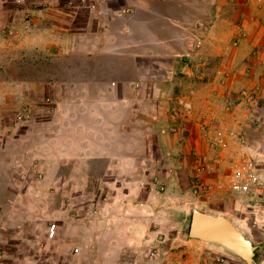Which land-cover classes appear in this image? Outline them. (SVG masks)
<instances>
[{
    "label": "rangeland",
    "instance_id": "rangeland-1",
    "mask_svg": "<svg viewBox=\"0 0 264 264\" xmlns=\"http://www.w3.org/2000/svg\"><path fill=\"white\" fill-rule=\"evenodd\" d=\"M51 1L55 2L54 0H0V4H11V7L9 5L6 7V11H11L12 6L14 9L16 8L15 10L26 7L30 13L32 11L31 14H28L26 10L27 14L23 15L25 18H29L26 19V22H29L34 18L33 14L36 10V6L33 4L43 3L47 7ZM89 2L90 0H68L66 6L70 9L77 6L89 7ZM105 5L113 8L120 7V4L118 5L112 0H108ZM260 8L262 9L263 6ZM125 11L126 8L121 7L119 16L127 17L130 13ZM1 15V22L6 24L0 26V81L21 83L18 85V88L20 86L21 88L12 90V98L15 99H12V109L9 110L5 103L8 90L2 88V92H0V130L3 129L5 134L4 136L0 132V138L5 142L12 140V154L6 152L8 153L6 157L12 159V170L6 176L7 178L2 179L0 183V195H5L7 188L9 191L12 190V193L17 192L19 195L17 204L26 214L27 211L33 214V221L28 222V225L32 226V232L29 233L28 238L34 245L46 243L45 248L50 246L51 240L46 238V229L58 219L59 215L69 224L67 235L71 234L72 226L77 225L75 229L81 228L79 237L86 244L89 241L87 228L94 223L103 225L102 223L105 221L104 225L118 227L121 222L122 225L127 226L130 235H128L129 242H132L131 244L137 242L135 244L138 245L134 248L129 245V248L126 247L124 250L117 248V250L122 249L119 254L116 250L115 254L118 256V260L136 259L139 254L150 260L155 258L160 250L174 255L184 249L182 246L186 245H183V242H192L204 249L216 250V254L223 252L228 256L226 258H230L238 264H244L221 248L190 239L188 236L191 214L194 210L212 215L222 214L227 210L232 213L233 221L254 246H264V194L259 199L254 196H237L231 193L226 185L227 177L238 168L239 164L245 161L250 160L264 173V75L258 78V83L253 87L244 86L230 92L233 97H230L231 101L224 106L225 109L223 108L225 113L233 112L231 115L234 120L231 122L230 119L229 125L222 124V118L213 120L208 117L207 113H199L196 117L194 113L196 112L194 104H196V100H201L202 91L208 90L207 84L215 82V79L219 83L222 80L221 74H219L220 60L215 56L216 49L214 51V47L216 46L213 41L218 37V34H214L210 39V46L207 47L206 53L192 56L194 64L192 68L190 67V74L180 72L167 74L166 69L170 66L167 59L133 58L132 62L135 61L137 65H140L141 70L146 71L147 69L144 73L146 76L144 88L141 87L139 92H136L135 89L133 95L145 97V108L142 111L146 113L144 118L148 120V123L146 122L147 124L143 126L147 132L150 129H154V131L138 137L143 143L146 153H138L141 149L137 151L135 157L138 156V158L136 157L138 160L133 158V161H136L133 166L128 169H108L107 173L105 169H101L99 171L102 177L101 182L96 184L95 180L90 178L88 169L79 168L80 163L73 158L77 151L73 144L74 136L69 135L65 138L64 133L61 134L62 128L66 129L75 117L73 116V105L70 103L62 105V100L57 101L52 98L49 88L44 90L36 86L32 88L29 86L33 85L31 84L33 81L40 85L43 78L55 76L57 78L54 77V79L57 80L62 78V75L68 76L69 73H62L59 69L61 65H67V67L72 65L77 59L76 56L72 54V51L67 50L49 58L39 55L41 54L40 49L35 47L34 39L29 37L31 33L29 36L21 35L19 39L22 37L23 40L13 41L12 38L15 35L12 31V22L9 20L10 15ZM237 26L238 32L245 31L246 38L247 31L242 28V24L239 23ZM115 28H117V24H112L110 30L115 31ZM155 36H160L162 40L156 45L149 42L135 45L131 43L132 38H129L126 32L123 36L111 34L108 43L111 44L113 52L109 51L103 59L112 67L122 69V73L128 78L126 80L134 83L136 74L131 70L125 71L127 65L131 64L130 54L137 52L141 54L162 53L166 43H169L167 45L170 46L172 40L174 41V33L170 30H163L162 27L157 28ZM121 43H129L128 50L122 49ZM58 49L62 50V45H58ZM261 50L264 51V45ZM36 51L38 53L34 55ZM208 52L213 55H208ZM44 63H49L48 72H36L38 66ZM246 64L242 65L246 66ZM6 70H8L7 73L4 72ZM72 71V74H78L80 70L74 68ZM71 76L76 79L75 75ZM97 78L98 82L104 83L103 75L98 74ZM107 78L111 79L109 76ZM112 78L117 79L118 75L114 74ZM149 81L153 82L151 86L147 84ZM255 87H260L256 107L244 101L241 94V92L249 93ZM156 88L159 89L160 94L155 93ZM63 91L69 92L71 97L74 95L73 89ZM196 94L197 97L199 94L201 97L198 99L196 97L195 100ZM98 97L100 96L98 95ZM133 99L131 98V100ZM182 99H187L192 103V111L189 116L180 119L188 121L189 118H194L192 119L195 120L194 131L200 132L204 139V153L202 154L195 150H189V148L181 150L184 145L186 146L187 140V135L183 129L181 130V127L177 133L171 132L174 125L172 117L175 112H178L177 102ZM84 107L87 109L89 106L85 104ZM136 114L143 117L137 111L129 109L126 118L129 121H135ZM3 116L5 119H1ZM86 118L87 116H84L80 121L84 127L88 125ZM61 126V129H56ZM124 128L128 130L133 126L126 122ZM82 129L87 132L86 128L82 127ZM218 131H221L224 136H226L225 133L227 135L230 132L233 133V136L225 137L228 145L223 151L213 149L209 144V138ZM49 135H53L54 139H50ZM129 136L126 137L125 134H122L121 138L117 136L115 140L126 139L125 145H132V141L137 138ZM75 138H77L75 141L77 143L78 137ZM102 138L106 139L105 136ZM84 140H86L84 145L86 148L83 147L79 151H83L85 154H89V148L99 147L97 142L91 143L93 146H90L89 138ZM1 143L0 145H2ZM87 158L90 159V156L88 155ZM217 158H219V162ZM201 166H208V168L201 171ZM197 186L205 187L206 191H199ZM94 197L96 201H94ZM121 199L124 203H120ZM91 206L101 212L96 220L89 215ZM117 206L118 210L121 207L126 208L127 213L122 211V215H118L120 211L116 210ZM113 209H115L114 212L117 211V216L102 217L104 215L102 210L111 213ZM124 216L126 217L124 218ZM27 219L29 220V217ZM125 222L126 224H124ZM140 223L146 226L143 228L146 229L147 234L133 233L142 227ZM73 231L78 234L77 230L73 229ZM105 234L104 232L98 233V236L104 240ZM56 235L53 241L58 240ZM122 236L125 237V234ZM113 237L115 241L120 240L119 237L116 239L115 235ZM142 240L143 243L139 244ZM50 249H46L43 256L45 254L52 261L58 260V258H61L60 261H64L58 252ZM61 250L64 251V249ZM98 250L102 255L104 248ZM92 251L87 245L83 250V258H88ZM68 252L71 254H67ZM72 252L71 248L67 249V253L63 257L71 258ZM152 253L155 256L151 257ZM257 254L259 257L264 256V248ZM205 263L210 264V261L206 259ZM229 263L230 260L224 264ZM64 264H66L65 261ZM200 264H204V262Z\"/></svg>",
    "mask_w": 264,
    "mask_h": 264
},
{
    "label": "crops",
    "instance_id": "crops-1",
    "mask_svg": "<svg viewBox=\"0 0 264 264\" xmlns=\"http://www.w3.org/2000/svg\"><path fill=\"white\" fill-rule=\"evenodd\" d=\"M54 1L48 3L47 7L41 2V4H33L36 6V10L34 9V18L30 19L29 22H26V19L29 18H25L23 15L31 14L32 11L30 13L26 7L15 10L16 8L14 9L12 6L11 11H6V7L8 5L11 7V4H0V14L10 15L9 20L12 22V31L15 35L12 38L13 41L16 42L21 35L29 36V33H31L29 37L34 39L36 44L34 46L40 49L41 54L39 55L49 58L60 55L67 50L72 51V54L76 56L77 59L72 65L68 67L67 65H61L59 69L62 73H69L68 76L64 77L62 75V78L57 80L54 79L55 76L43 78L40 85L33 81L31 83L33 85L29 86L31 88L36 86L44 90L49 88L52 92V98L57 101L62 100V105L66 103L73 105V116L75 117L72 119L71 124L66 129L62 126L56 129L62 128L61 134L63 132L65 138L72 135L76 141L77 138L75 137H78V142L74 141L73 143L77 150L73 158L80 163L79 168L88 169L90 178L94 179L96 184L101 182L102 177L101 172H99L101 169H105V171L112 168L128 169L133 166L138 160V156L135 157L137 151L141 149L138 153H146L143 143L140 142L138 137L154 131V129H150L147 132L145 126H143L148 123V120L144 118L146 113L142 111L145 108V97L141 98L140 95H133L135 89L136 92H139L141 87L144 88L146 84L144 73L147 69L146 71L141 70L140 65H137L135 61L132 62L133 58L140 57L144 59L147 57L150 60L158 57L159 60L167 59L170 62V66L166 69L167 74L171 72L190 74V67L192 68L194 64L192 56L206 53L208 51L207 47L210 46V39L213 38L214 34H218V37L213 41L216 46L214 47V51L216 49L215 56L220 60L219 74H221L222 80L221 83L216 82L217 79H215V82L208 83V90L202 91V97L200 94L198 95V97H201L200 101L196 100L198 93L195 95L197 102L194 104L196 111L194 113L196 117L199 113H207L208 117L213 120L222 118V124L227 125H229L230 119L231 122L234 120L231 115L233 112L230 114L223 112L224 106L228 105L227 103L231 101L230 97H233L230 92L244 86L253 87L258 83V78L264 75V51L261 50L264 45V0H112L118 5L120 4V7L116 8H126L125 12L130 13L127 17L119 16V9L111 6L106 7L105 4L108 0H90L89 7L77 6L73 9L66 6L68 0ZM261 6H263V10L260 8ZM239 23L247 31V37L238 46H234L232 41L237 35L238 26L236 27V25ZM3 24L6 23L0 20V26ZM112 24H117L115 31L110 30ZM158 27L173 32L174 41L172 40L170 46L167 45L169 43H166L162 53L141 54L137 52L130 54L131 59L129 61H131V64L127 65L125 71L131 70L136 74L134 79L136 83L128 82L126 80L128 78L122 73V69L112 67L103 59L109 51L113 52L111 44L108 43L111 34L123 36L126 32L128 37L132 38L131 43L135 45L144 42L156 45V43L162 41L160 36H155ZM19 40H23V38L21 37ZM207 43L209 44L207 45ZM58 45H62L63 49H58ZM129 47V43H121L122 49L128 50ZM36 53L38 52H34V55ZM208 55L213 54L208 52ZM245 63H247L246 66L242 65ZM74 68L80 70L78 74H72ZM48 70L49 63H44L38 66L36 72L47 73ZM4 72L7 73L8 70ZM98 74L104 76V83L98 82ZM114 74L118 75L117 79L112 78ZM71 75H75L76 79ZM168 77L170 78V76ZM19 84L21 83L0 81V92H2V88L8 90L5 101L8 110L12 109V99H15L12 98V90H19L21 88V86L18 88ZM147 84L151 86L153 82L149 81ZM68 89L74 90L72 97L69 92L63 91ZM156 91V94L161 93L157 88ZM131 98L134 99L131 100ZM85 104L89 106L87 109L84 107ZM129 109L137 111L143 117L136 114L135 121H129L126 118ZM84 116H87L86 119L88 120V125L85 127L80 123ZM3 118L5 119L4 116L1 119ZM192 119L189 118L188 121L179 120L178 125L187 135L186 146L184 145L181 150L184 151L185 148H189V150H195L202 154L204 153V139H202L200 132L194 131L195 120ZM126 122L130 123L133 128L125 130ZM82 127L86 128L87 132ZM3 131V129L0 130L2 134H4ZM122 134L137 139H134L135 142L132 141V145H125L126 139L122 141L115 140L117 136L121 138ZM102 136H105L106 139ZM49 137L54 139L53 135H49ZM86 138H89L90 146H93L91 143L95 144V142L99 146L89 148V154L79 151L84 147L86 143L84 139ZM0 142H2V145H0L1 183L2 179H6V176L12 170V159L6 157L8 155L6 152L12 154V140L5 142L4 139L0 138ZM88 155L90 159L87 158ZM134 157L136 161H133ZM18 196L17 192L12 193V190L9 191L8 188L5 195H0V251L3 250L6 253L3 256L4 264H64V261L66 264H200L201 262L207 264L205 263L206 259L212 264V260L217 255L216 250L211 248L204 249L192 242H183V245H186L182 246L184 249L174 253V255L160 250L158 255L150 260L140 256V254L136 259L118 260L119 258L115 254L117 248L124 250L126 247L129 248V245L132 248L138 245L135 244L137 242H133L134 245L129 242L127 226L122 225L121 222L118 227L104 225L105 221L102 223L103 225L94 223L87 228L89 241L86 244L79 237L81 228L75 229L77 225L72 226L71 234L67 235L69 224L58 215V219L52 223L56 225L58 240H51L48 248L56 253L58 252V255L64 261H60L61 258H58L60 262L58 260L52 261L45 254L43 256L44 251L48 249L45 248L46 243L34 245L29 240L28 235L32 232V226L28 225V222L31 223L34 216L29 211L26 214L17 204L19 202ZM122 200H120V203H124ZM94 201H96L95 197ZM113 201L116 200L113 199ZM116 210L120 211L118 215H122V211L123 213L126 212V208L123 207L118 210L117 206ZM102 211L104 212L102 217L117 216V211L114 212L115 209L111 213H107L106 210ZM100 214V210L93 209L91 206L89 210L91 217L96 220V217ZM222 214L233 221L232 213L229 211L225 210ZM27 217H29V220ZM233 222L235 223V221ZM109 223L111 224V222ZM140 224H142V227L138 231H133V233L147 234L146 229L143 228V226H146L143 223ZM73 229L77 230L78 234ZM102 232L106 233L104 240L98 236V233ZM122 234H125V237ZM114 235L117 236L116 239L119 237L120 240L115 241ZM140 243H143V240ZM87 245L93 251L89 253L88 258H83V250ZM255 247L257 248L255 252L256 264H264V256H257L258 251L264 246ZM70 248L73 250L72 257H63L66 255L67 249ZM100 248H104L102 255L99 254L100 250L98 249ZM61 249H64V251ZM122 249H118L117 254ZM163 252L164 254H162ZM229 264L238 263L230 259Z\"/></svg>",
    "mask_w": 264,
    "mask_h": 264
},
{
    "label": "built area",
    "instance_id": "built-area-1",
    "mask_svg": "<svg viewBox=\"0 0 264 264\" xmlns=\"http://www.w3.org/2000/svg\"><path fill=\"white\" fill-rule=\"evenodd\" d=\"M246 34L244 30H240L237 32V35L234 37L232 43L234 46H238L243 39L245 38ZM200 66V65H199ZM260 92V87H255L253 90L249 93L247 92H241L243 100L247 103L254 105L255 107L258 104V95ZM178 104V112L174 113V116L172 117L174 121L173 128L171 130L172 133H177L179 130L180 125L179 120L182 117H187L190 115L192 111V103L188 101L187 99H182L177 102ZM204 134V133H203ZM226 136L221 131H218L215 133V135L211 138H209V144L211 145V148L217 149V150H224L228 143L226 141V138H229L230 136H233V133L230 132L229 135L225 133ZM219 158H217L218 160ZM220 160H218L219 162ZM208 168V166H201L200 170L203 171ZM237 167V166H236ZM226 185L227 188L230 190L231 193L237 196H254L255 198L259 199L260 196L264 194V173L261 172L257 165L251 162L250 160L247 162H243L242 164L238 165V168L227 177L226 179ZM199 191H206L205 187L197 186L196 187ZM210 189V188H209ZM56 235V225L50 224L49 227H47V233L46 238L47 240H54ZM222 253V254H220ZM5 255L4 251H0V264H4L3 256ZM155 256V254H151V257ZM225 253L219 252L214 259L212 260V264H224L230 258Z\"/></svg>",
    "mask_w": 264,
    "mask_h": 264
},
{
    "label": "water",
    "instance_id": "water-1",
    "mask_svg": "<svg viewBox=\"0 0 264 264\" xmlns=\"http://www.w3.org/2000/svg\"><path fill=\"white\" fill-rule=\"evenodd\" d=\"M190 239L217 246L241 260L256 264L257 248L238 226L223 214L212 215L194 210L188 228Z\"/></svg>",
    "mask_w": 264,
    "mask_h": 264
}]
</instances>
